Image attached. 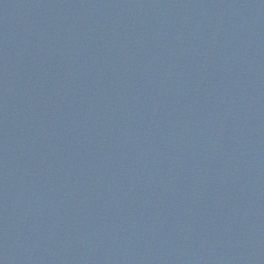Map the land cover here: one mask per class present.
<instances>
[{
	"label": "water",
	"instance_id": "1",
	"mask_svg": "<svg viewBox=\"0 0 264 264\" xmlns=\"http://www.w3.org/2000/svg\"><path fill=\"white\" fill-rule=\"evenodd\" d=\"M113 0H0V264H23Z\"/></svg>",
	"mask_w": 264,
	"mask_h": 264
}]
</instances>
